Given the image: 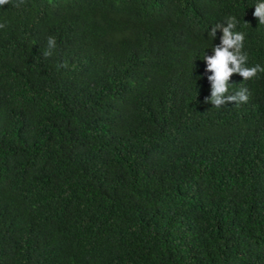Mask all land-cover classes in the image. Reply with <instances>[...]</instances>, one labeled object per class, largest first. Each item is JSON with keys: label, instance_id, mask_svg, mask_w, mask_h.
I'll return each instance as SVG.
<instances>
[{"label": "trees", "instance_id": "1", "mask_svg": "<svg viewBox=\"0 0 264 264\" xmlns=\"http://www.w3.org/2000/svg\"><path fill=\"white\" fill-rule=\"evenodd\" d=\"M18 2L0 6V264H264V72L215 107L204 60L235 16L264 67L258 0Z\"/></svg>", "mask_w": 264, "mask_h": 264}, {"label": "clouds", "instance_id": "2", "mask_svg": "<svg viewBox=\"0 0 264 264\" xmlns=\"http://www.w3.org/2000/svg\"><path fill=\"white\" fill-rule=\"evenodd\" d=\"M24 0H19L15 5L19 7ZM10 3V0H0V6ZM254 17L258 19L259 25H264V0H258L254 6ZM237 19L235 16L225 18L224 23H217L215 27L209 32V37L216 38L217 31L222 30L221 44L216 45L212 50L214 56L205 54L204 60L207 62V71H212L214 75L208 77L212 82L211 97H206L205 102H209L215 107H221L228 103H244L249 100V93L247 88H242L235 95H226L228 92V85L231 76L239 74L244 80L252 79L258 72H264V67L255 65L248 67V55L243 51L245 34L236 31ZM4 24H0V28H4ZM57 47V40L55 36H49L47 39V49L43 53L44 57H50ZM67 67V64H60L57 66Z\"/></svg>", "mask_w": 264, "mask_h": 264}]
</instances>
